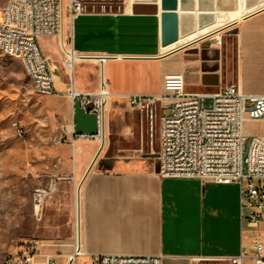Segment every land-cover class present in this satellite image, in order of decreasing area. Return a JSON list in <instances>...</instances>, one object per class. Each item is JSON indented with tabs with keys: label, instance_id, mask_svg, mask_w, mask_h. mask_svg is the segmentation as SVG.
<instances>
[{
	"label": "crops",
	"instance_id": "0c3cea01",
	"mask_svg": "<svg viewBox=\"0 0 264 264\" xmlns=\"http://www.w3.org/2000/svg\"><path fill=\"white\" fill-rule=\"evenodd\" d=\"M240 2L248 11L240 18L217 25L206 35L216 44L217 35L234 31L231 33L233 58L223 50L212 48L213 44L204 45V51L195 53L200 54L201 70H195L196 74L188 68V61L179 56L180 47L169 52L162 50L165 45H162L160 11L134 13L127 11L128 3L120 13H82L72 27L66 26L73 31L75 49L86 56L75 63L79 66L78 80L75 69L72 74L62 73L53 60L52 67L62 76L57 85L62 93L58 94L67 97L73 108L63 130L74 146V179L82 180L81 242L90 257L102 253L162 254L164 264H178L177 261L191 258L218 259L240 253L251 259L256 228L242 218L239 185L160 176L158 161L145 148V133L150 131V126L154 129L159 115L150 118L144 109L127 112L129 107L120 98L151 85L155 80L151 71L155 67L160 68L161 91L166 73L188 72V87H199L188 91L215 92L235 84L246 94H264V0H215L216 13L219 7L235 8ZM53 39L60 51L57 39ZM210 48L216 52L208 53ZM185 53L189 52L185 50ZM101 55L108 56L102 65L97 58ZM64 73L69 82L72 80L74 87L83 92L99 91L103 77L114 95L109 104L114 106L116 123H120L119 133L127 135L128 140L138 139L139 146L119 148L109 155L106 146L101 148L97 140L77 137L74 106L66 94L69 82ZM116 96L123 102H115ZM111 123L107 113V131ZM245 131L249 137L264 135V119L247 120ZM57 260L64 261L59 256Z\"/></svg>",
	"mask_w": 264,
	"mask_h": 264
},
{
	"label": "built area",
	"instance_id": "2783aa9c",
	"mask_svg": "<svg viewBox=\"0 0 264 264\" xmlns=\"http://www.w3.org/2000/svg\"><path fill=\"white\" fill-rule=\"evenodd\" d=\"M87 0H8L0 6V50L24 59L38 77L36 91L58 94L62 91L57 81L61 74L52 67L40 39H57L66 62L86 56L74 46L73 26L76 17L87 10ZM105 4V3H104ZM117 13V12H113ZM223 35L214 39L221 45ZM213 43V41L211 40ZM82 55V56H77ZM79 57V58H78ZM100 64L107 55L97 56ZM66 94L74 105L80 101L82 109L96 114V134H76L85 140H98L101 148L107 133L109 101L114 95L101 78L97 92H83L68 83ZM106 90L104 95L102 91ZM212 98L206 107L204 100ZM132 109L147 110L150 118L157 116L156 103L161 109H170L159 115L158 174L162 177L199 178L202 181L237 183L240 190L241 215L256 228L252 242L251 264H264V135L251 137L245 131L247 120L264 119V94H246L235 84H228L215 92L188 91L182 72L166 73L160 93H131L121 95ZM92 102V108L88 104ZM62 136H55L61 142ZM47 195L48 190H39ZM44 195V196H45ZM74 237L71 242L32 237L18 242V250L9 253L6 264H74L87 254L81 242V208L75 209ZM66 249V250H65ZM57 256L64 259L59 263ZM248 256L218 258L228 264H244ZM95 264H164L162 254L126 255L91 254ZM200 258H191L197 260Z\"/></svg>",
	"mask_w": 264,
	"mask_h": 264
},
{
	"label": "rangeland",
	"instance_id": "374dc122",
	"mask_svg": "<svg viewBox=\"0 0 264 264\" xmlns=\"http://www.w3.org/2000/svg\"><path fill=\"white\" fill-rule=\"evenodd\" d=\"M7 1L0 0V6ZM87 1L88 11L120 13L133 0ZM130 10L132 11L129 5L127 11ZM216 26L210 32L214 31ZM233 32L227 31L223 35L221 45L213 44L209 39L202 41L201 38L180 47L178 54L188 61L187 66L194 73L195 70H200V54L185 53V50L198 48L202 52L205 50L203 45L213 44L212 48L223 50L233 58ZM41 44L62 73L66 71L72 74V70L64 66V56L58 50L53 37H43ZM215 52L216 49L208 50L210 54ZM74 69L78 80L79 66L75 64ZM151 72L155 77L154 82L132 93L161 92L160 68L155 67ZM64 75L65 80L69 82V77L65 73ZM184 76L187 80L188 72H184ZM56 81L57 85H60L59 81ZM198 88L196 85L188 87L186 84V90ZM114 101L123 102L117 96ZM212 101V98L206 97L205 106L210 107ZM112 108L114 106L110 102L108 114L112 123L104 140V147L109 150V155L119 148L130 149L140 144L138 139L128 140L127 135L119 133L120 123H116ZM72 110L71 102L63 94L38 93L21 59L0 50V264H4L9 253L18 250V242L23 239L42 237L63 239L67 242L73 240L76 195L78 189H82V180L79 177L74 179V146L63 130L69 123ZM133 111L130 107L127 109V112ZM169 112L170 109H161L160 102L156 103L157 115ZM150 128V131L145 133V148L150 150L153 159L158 161L159 117L155 118L154 129L151 126ZM55 136H62L61 142H55ZM98 143L101 144L99 141ZM44 189L49 193H43L37 208L36 196L40 194L39 190ZM252 261L246 259L244 264H250ZM177 263L228 264L220 259H186ZM74 264L95 263L86 254L78 257Z\"/></svg>",
	"mask_w": 264,
	"mask_h": 264
},
{
	"label": "water",
	"instance_id": "95a60500",
	"mask_svg": "<svg viewBox=\"0 0 264 264\" xmlns=\"http://www.w3.org/2000/svg\"><path fill=\"white\" fill-rule=\"evenodd\" d=\"M158 0L137 1L133 4L134 13H158L163 11L161 16L162 23V44L176 40L181 34H187L198 27H204L213 23L216 14L215 0ZM182 12L179 14L178 10ZM198 9V14L194 10ZM189 53H198V48L188 49ZM92 102L88 108H92ZM74 128L77 134H96L98 132L97 118L95 113L86 112L82 109L80 101L74 102Z\"/></svg>",
	"mask_w": 264,
	"mask_h": 264
},
{
	"label": "bare ground",
	"instance_id": "6f19581e",
	"mask_svg": "<svg viewBox=\"0 0 264 264\" xmlns=\"http://www.w3.org/2000/svg\"><path fill=\"white\" fill-rule=\"evenodd\" d=\"M137 1H149V0H133V1L129 2V5H131L133 2L135 3ZM240 1H242V0H240ZM157 4L160 5V0H158ZM130 8H131V6H130ZM246 11H248V8H246L242 2H240V4L235 8L224 9V8L219 7L217 9V13H216V9L213 11L216 14V19L213 23H211L207 26H204V27H198L194 31L189 32L187 34H181L180 36H178V38L176 40L168 43V45L163 46L162 50L164 52H169L171 50H174L176 48L183 46L186 43H189V42L195 41L199 38H202L203 36L210 34L211 33L210 30H212L214 26L225 24L230 19L240 18ZM162 12L163 11L160 9L161 16H162ZM181 12H182V10L179 9L178 13L180 14ZM193 12L195 15L198 14V9H195ZM13 55L16 57H19L16 54H13ZM77 56H82V55H77ZM19 58L23 62V65H24L27 73L29 74V76L33 80V83L35 86L36 84H38V77H36L35 74L33 73V68H31L29 65H27V63L24 62V59L22 57H19ZM65 67L69 68L73 72V59L66 62ZM35 88H36V86H35ZM102 93H104V95H105L107 93V91L103 89ZM41 192H42V190H41ZM42 195H43V193H40L38 196H36L37 197V199H36L37 208L39 207V204L41 202V196ZM76 197H77L76 209L78 210L80 208V189H78ZM8 256L5 258L4 264H6V259L8 258Z\"/></svg>",
	"mask_w": 264,
	"mask_h": 264
},
{
	"label": "flooded vegetation",
	"instance_id": "af4514ba",
	"mask_svg": "<svg viewBox=\"0 0 264 264\" xmlns=\"http://www.w3.org/2000/svg\"><path fill=\"white\" fill-rule=\"evenodd\" d=\"M203 40L202 41H204V40H206V39H210V36H205V37H203L202 38ZM204 46V45H203ZM205 47V46H204Z\"/></svg>",
	"mask_w": 264,
	"mask_h": 264
}]
</instances>
